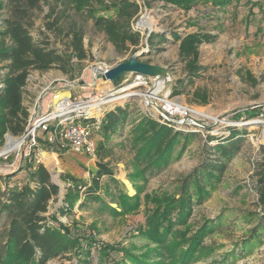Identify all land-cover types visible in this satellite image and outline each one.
Wrapping results in <instances>:
<instances>
[{
	"label": "rangeland",
	"instance_id": "obj_1",
	"mask_svg": "<svg viewBox=\"0 0 264 264\" xmlns=\"http://www.w3.org/2000/svg\"><path fill=\"white\" fill-rule=\"evenodd\" d=\"M96 1V10L107 15L108 12L104 9L111 0ZM127 1L134 2L139 7L131 27L140 33L141 41L133 51L122 55L115 52L103 33L93 28L85 11L76 12L61 0H41L30 11L26 26L37 43L45 42L68 56L71 34L80 30L87 58L80 62L74 58L75 61L71 62L66 74L58 69L42 73L30 72L22 94V104L29 110L28 119L52 111L59 99L69 95L89 97L94 103L100 99L113 100L99 106L97 120L115 106L126 105L129 117L125 127L113 135L110 141L121 145L112 149L110 165L115 179L130 197L137 193L127 175L135 173L137 169L132 165L133 152L126 136L136 119L153 114L149 101L153 97L146 99L132 95L124 97L125 95H151L158 87L157 96L160 98L199 110L204 116L199 124H203L204 129L201 132L199 129L188 130L194 133V138L181 157L172 160L162 172L149 176L147 182L136 175L134 182L141 192L138 194L140 206L134 212L114 217L108 213H97L95 207L78 209L76 204L66 216L56 214L58 221L70 229L73 235L83 239V242L92 243L91 264H97L96 244L126 248L134 245L143 250L146 241L138 234V230L144 224V208L147 206L145 198L151 200L155 194L159 196L164 192L172 193L175 180L191 172L203 158L211 156L212 151L205 147L207 135L219 138L226 136L232 127L245 129L243 137L237 139L240 140L238 151L226 164L222 183L200 207L193 210L190 224L197 226L203 221L212 220L213 231L203 242L205 249L198 252L197 259L191 264H264V231L259 232L258 239L253 238L251 242L247 240L251 231H258L264 216L262 207L258 205L256 192V186L259 185L258 173L263 168L264 161V125L252 122H264V117L259 118L261 110L264 116V0H228L224 9H220L222 6H214L213 3L217 0H204L198 1L189 10L178 9L160 0ZM0 3L5 4V8L0 10L1 22L10 16V9L6 6V0H0ZM54 18L58 25L50 31L46 24ZM142 20L146 23L143 28ZM198 31L216 35V39L198 48L199 64L203 70L191 81L186 79L184 64L178 59L179 43L174 40V35L182 37ZM134 55L139 62L161 70V85H155V77L138 80L137 75L132 73L125 74L117 84L95 80L94 68H113ZM3 65L4 63L0 64V78L6 73ZM195 92L203 93L206 103L193 99ZM38 103L41 108H38ZM8 135L11 136L5 135L0 142V192L4 188L5 179L8 181L12 174L18 177L10 178V183L24 182L27 167L38 159L49 172L51 181L59 188L55 200L49 203L47 215L55 213L62 205L66 190L71 186L69 181L63 180V176L88 183L95 171V153L88 156L69 150L52 152L42 144L43 134L40 132H36L35 136L41 143L37 141L38 145L28 150L31 153L28 159L24 158L27 140H23L20 147L9 148L5 153L3 149L8 144V138L22 140L23 136ZM94 140L96 144L102 140L98 128L94 130ZM43 154L45 158H42ZM123 179L130 188L124 184ZM104 180L105 178L102 179ZM83 191L84 188L81 189ZM112 208L116 206L112 205ZM4 226L5 219L2 217L0 232L4 230ZM75 260L74 257L55 259L48 264H76Z\"/></svg>",
	"mask_w": 264,
	"mask_h": 264
},
{
	"label": "trees",
	"instance_id": "obj_2",
	"mask_svg": "<svg viewBox=\"0 0 264 264\" xmlns=\"http://www.w3.org/2000/svg\"><path fill=\"white\" fill-rule=\"evenodd\" d=\"M40 1L6 0L10 16L0 22V64L4 63L3 67L6 69V73L0 78V142L6 134L19 137L25 133L29 112L22 104V94L30 72L42 73L58 69L66 74L72 58L78 62L87 58L80 30L71 34L68 56L45 42L37 43L33 39L26 20ZM160 1L181 10H189L198 1L204 0ZM61 2L76 12L85 11L93 28L104 34L106 41L118 55L138 47L140 33L131 27L139 11L134 2L111 0L104 9L108 12L107 15L96 10V0ZM213 4L224 9L228 0H217ZM4 8L5 4L0 3V10ZM57 25L58 21L54 18L46 24V28L52 31ZM215 39L216 35L202 31L182 37L174 35V40L179 43L178 59L184 64L186 79L192 81L203 70L199 64L198 48ZM175 93L178 94L177 91ZM193 99L206 103V97L201 92H195ZM128 117L126 105H117L104 112L98 125L102 140L95 147V171L88 183L63 176V180L69 181L71 186L67 188L63 203L55 213L47 215L49 203L55 200L59 188L51 181L49 172L41 163H32L27 167V178L22 183H10L11 177L8 181L5 179L4 188L0 192V218L5 219L4 230L0 232V264H48L52 260L69 257H74L76 264H91L92 243L83 242V239L73 235L70 229L58 221L56 214L66 216L76 204L78 209L95 207L97 213H108L114 217L134 212L140 206L138 194L141 192L134 182L136 175L147 182L149 176L157 175L172 160L179 159L194 138V133L176 131L171 125L160 124L148 116L136 119L126 136L133 152L131 162L137 169L135 173L127 175L137 193L130 197L115 179L110 165L112 149L121 146L110 141L113 135L125 127ZM245 133V129L232 127L223 137L207 135L205 147L212 151L211 156L203 158L191 172L175 180L172 193L164 192L159 196L155 194L151 200L145 198L147 206L144 208V224L138 230V234L146 241L145 248L139 250L134 245L126 248L96 244L97 264L193 263L198 252L205 249V238L213 231L212 220L203 221L197 226L190 224L193 210L200 207L222 183L226 164L239 149L240 140L237 139L242 138ZM262 165L256 192L258 205L264 212V161ZM14 175H11V179L18 177ZM112 205L116 208H112ZM260 231H264V216L258 231H251L247 240L251 242L253 238L258 239Z\"/></svg>",
	"mask_w": 264,
	"mask_h": 264
},
{
	"label": "built area",
	"instance_id": "obj_3",
	"mask_svg": "<svg viewBox=\"0 0 264 264\" xmlns=\"http://www.w3.org/2000/svg\"><path fill=\"white\" fill-rule=\"evenodd\" d=\"M74 61L73 58L71 62ZM107 69L105 67L94 68L93 75L96 76L99 71L103 72ZM29 78L30 75L27 81ZM136 78L144 80L146 77L137 75ZM157 94L152 96L153 99L149 98L153 113L152 115L149 114L150 118L160 124H169L176 131L190 132L188 131L190 129H199L201 132V129H204L203 124H199L202 121L201 118L204 117L199 110L192 106L175 104L164 97L160 98ZM92 103L94 101H91L89 97L81 98L69 95L59 99L52 111L30 117L22 138V140H27V146H25L27 152H24V158L31 157L28 150L31 147H36L38 145L37 141L40 143L42 141V144L52 152L69 150L77 154L94 155L96 147L94 130L98 128L99 120L89 114ZM78 106H80V109H77ZM98 111H100L99 107ZM262 112L263 110H261L259 117L261 119L264 117ZM36 132L43 134L41 141L36 138ZM33 158L35 159V156ZM34 161L39 163L38 159Z\"/></svg>",
	"mask_w": 264,
	"mask_h": 264
},
{
	"label": "water",
	"instance_id": "obj_4",
	"mask_svg": "<svg viewBox=\"0 0 264 264\" xmlns=\"http://www.w3.org/2000/svg\"><path fill=\"white\" fill-rule=\"evenodd\" d=\"M129 73L140 75L142 77H155L157 81L162 76V72L159 68L139 62L136 55H134L127 61H124L113 68H109L103 72L99 71V73L96 74L95 79L102 82L117 84L123 79L125 74ZM156 84L157 82H155V85ZM21 138H23V136Z\"/></svg>",
	"mask_w": 264,
	"mask_h": 264
},
{
	"label": "bare ground",
	"instance_id": "obj_5",
	"mask_svg": "<svg viewBox=\"0 0 264 264\" xmlns=\"http://www.w3.org/2000/svg\"><path fill=\"white\" fill-rule=\"evenodd\" d=\"M145 20H142L141 21V27L143 28L144 26H145ZM96 80V79H95ZM100 81V80H99ZM163 83V79H159L158 81H157V85H161ZM159 91V88L157 87V88H155V90H154V92H152L151 93V95H141L140 93H130V94H128V95H125L124 97H127V96H130V95H132V96H141V97H144V98H148V97H152L153 95H156L157 94V92ZM67 96V95H66ZM97 101V100H96ZM111 101H113V100H108V101H103V100H101L100 99V101H98V102H96V103H94V104H92L91 105V107H90V111H89V114L90 115H92V116H95V117H98L99 116V112H98V107L101 105V104H104V103H107V102H111ZM77 109H80V106H78V108ZM253 123H255V124H261V125H264V122H261V121H259V120H255V121H252ZM23 143V140H11L10 138H8V144L6 145V147L3 149V152H5V151H7L9 148H18V147H20L21 146V144ZM6 153V152H5ZM46 156L43 154L42 155V158H45ZM123 182H124V184L128 187V188H130L129 187V184H128V182L126 181V180H122Z\"/></svg>",
	"mask_w": 264,
	"mask_h": 264
},
{
	"label": "crops",
	"instance_id": "obj_6",
	"mask_svg": "<svg viewBox=\"0 0 264 264\" xmlns=\"http://www.w3.org/2000/svg\"><path fill=\"white\" fill-rule=\"evenodd\" d=\"M42 106H41V104L40 103H38V108H41ZM28 112H29V110H28Z\"/></svg>",
	"mask_w": 264,
	"mask_h": 264
}]
</instances>
